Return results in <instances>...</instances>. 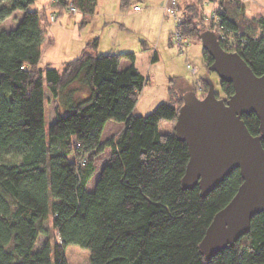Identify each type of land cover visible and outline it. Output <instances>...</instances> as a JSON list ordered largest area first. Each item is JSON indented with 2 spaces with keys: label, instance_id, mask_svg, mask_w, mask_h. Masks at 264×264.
<instances>
[{
  "label": "trees",
  "instance_id": "16d2710c",
  "mask_svg": "<svg viewBox=\"0 0 264 264\" xmlns=\"http://www.w3.org/2000/svg\"><path fill=\"white\" fill-rule=\"evenodd\" d=\"M35 1L0 0V264H70L68 246L98 250L109 239L123 249L143 243L149 259L169 256L171 264H264V211L234 245L212 257L200 248L215 215L243 183L239 169L206 196L199 186L187 190L182 184L179 198L173 191L160 193L157 200L142 195L146 175L159 169L166 177L189 161L187 143L174 130L160 128L176 122L183 97L161 102L149 114H135L148 78L135 66V53H126L132 64L122 69L124 55L96 53L97 40L72 61L41 67L42 13L29 8ZM55 2L62 8L70 3ZM73 2L88 20L95 13L97 0ZM220 3L223 23L236 43L234 52L262 76L264 16L247 19L241 3ZM18 5L25 7L21 17L15 14ZM179 10L182 32L200 38L192 9ZM11 19L18 22L8 28ZM203 55L209 68L213 58L205 50ZM220 84L227 97L234 94L232 83ZM45 85L56 115L48 133ZM210 85L204 80L205 87ZM118 108L126 116L124 128L117 138L102 142L109 115ZM242 119L253 136L262 135L256 114ZM107 148L110 161L92 188L96 158ZM126 198L136 200L128 207ZM42 237L45 241L37 248ZM101 264L148 263L141 255H115Z\"/></svg>",
  "mask_w": 264,
  "mask_h": 264
},
{
  "label": "water",
  "instance_id": "95a60500",
  "mask_svg": "<svg viewBox=\"0 0 264 264\" xmlns=\"http://www.w3.org/2000/svg\"><path fill=\"white\" fill-rule=\"evenodd\" d=\"M200 41L213 58L209 70L232 83L235 92L224 100L210 85L203 98L194 90L181 95L184 103L174 130L190 154L181 184L187 190L199 186L206 196L235 169L243 178L200 244L212 257L249 233L253 217L264 211V74L256 75L238 53L226 51L214 31H202ZM253 113L259 119L261 136H253L242 119Z\"/></svg>",
  "mask_w": 264,
  "mask_h": 264
},
{
  "label": "crops",
  "instance_id": "0c3cea01",
  "mask_svg": "<svg viewBox=\"0 0 264 264\" xmlns=\"http://www.w3.org/2000/svg\"><path fill=\"white\" fill-rule=\"evenodd\" d=\"M139 1L141 0H133L124 7L122 0H97L95 13L88 20L87 16L80 10L73 13L66 7L57 6L54 0H36L29 8L42 13L44 43L40 66L46 67L49 64L59 66L62 63L72 61L78 58L91 42L97 40V48L93 51L98 54L124 55L120 63L122 69L132 64L131 58L126 53L133 52L135 53L134 64L138 70L149 80L154 79L155 69L157 65L164 62V51L167 48L166 45L160 48V44L165 42V37H167L168 44L171 45L172 32L166 36L164 34L166 29L163 28L166 23L165 20L168 18L165 16V6L168 0H142L144 1L143 6L137 4ZM233 1L241 3L242 13L247 19L264 16L261 13L252 16L248 14L247 10L254 11L253 5L248 7L245 6L244 2ZM195 2L196 0H178V9L186 10V7ZM136 5H140L139 11L135 10ZM210 5L221 6V3L220 0H214ZM18 7L20 14H23L25 7L20 5ZM182 14V10H179V15L182 16ZM53 16L56 17V21H52ZM157 28V42L154 45L151 41L155 39ZM150 32L153 35L150 36ZM148 36L152 37L151 40ZM192 51L193 47L190 46L188 53ZM141 59L144 60V63L140 64ZM48 95L55 115V102L51 94ZM168 95L162 98V101H170V88ZM135 109L134 113L136 114ZM125 121L126 116L120 113L119 108L116 112L111 113L102 136V142L108 140H104L107 132L114 130L112 125L125 124ZM135 200V198H126L124 203L126 204L128 201V207H130Z\"/></svg>",
  "mask_w": 264,
  "mask_h": 264
},
{
  "label": "rangeland",
  "instance_id": "374dc122",
  "mask_svg": "<svg viewBox=\"0 0 264 264\" xmlns=\"http://www.w3.org/2000/svg\"><path fill=\"white\" fill-rule=\"evenodd\" d=\"M212 1L214 0H196L193 5L186 7L187 11L192 9L195 25H197L202 31H205V29L208 30L210 11L213 9V7H217L210 5ZM143 3L144 1L142 0L137 2V4L142 6ZM244 4L248 7L250 5L255 7L254 11L247 10L248 14L252 16L254 14H264V0H248L244 2ZM15 14H20V8L18 6L15 8ZM21 15L22 14H20L19 17H21ZM149 21H151V19H149ZM165 21L166 23L163 28L166 30L164 31V34L168 36L167 34H169V32L173 33L175 31L176 24L174 23V19L172 17H168ZM17 22V20H8L6 21V26L8 28H13ZM149 35H153L152 32H150ZM157 35L158 28L156 30L155 39H152L151 41L154 43V45L157 42ZM148 38L151 40L152 37L148 36ZM165 38V42L160 44V48H162L163 45L167 46L164 51V62L157 65L154 79H148L147 84H145L143 87L135 109L137 115L149 114L158 104L164 102L162 101V98L169 96V88H171V101L180 98L181 95H183L188 90H194L198 92V97L200 98L205 97L208 88L204 86V80L213 86L219 98H228L222 90L220 84L221 80L218 74L209 70V68L205 66L203 55L204 48L199 37L197 38L196 36H190L191 43L184 50H180L172 43L169 45L167 37ZM147 42L149 43L150 41ZM190 46L193 47V51L188 53ZM142 62L144 63V60L141 59L140 64ZM201 88L202 90L204 89L202 93L199 91ZM45 91V129L48 133L50 125L55 120V115L53 114L52 105H50L48 95L50 91L47 85H45ZM175 123L176 122H174V124H170L168 122L162 123L160 127L161 131L168 132L174 130ZM124 125L125 124H119L118 126L112 125L114 130L107 132L104 140L111 137L117 138L122 132ZM110 156L111 151L109 148H107V150H105L101 156L96 158V174L91 180L90 187L93 188L98 178H100L104 167L110 161ZM185 169V165L181 164L172 174L166 177L161 176L159 169L149 173L144 178L141 186L143 197L150 200H157L160 193L173 191L176 195V198H179L183 194L181 189V180L185 174ZM126 206H128V201L126 202ZM163 225L164 223L160 224L154 229H157L158 227L161 228ZM44 241V237L40 238L36 247L38 248L41 246ZM66 254L70 264H101L106 259L115 255H127L131 258L141 255L148 264H171V257L169 256L157 260L149 259L144 252L143 243H138L129 249H123L110 239L107 240L103 247L98 250L93 249L91 246L70 245L66 248Z\"/></svg>",
  "mask_w": 264,
  "mask_h": 264
},
{
  "label": "built area",
  "instance_id": "2783aa9c",
  "mask_svg": "<svg viewBox=\"0 0 264 264\" xmlns=\"http://www.w3.org/2000/svg\"><path fill=\"white\" fill-rule=\"evenodd\" d=\"M68 1H70V3L68 4L67 8L71 12L76 13L78 9L75 7L73 0ZM238 1L246 2L248 0ZM134 8L137 11L141 9L140 5H136ZM223 12L224 10L220 5L217 7H213V9L210 11L209 25L211 26L212 31L216 33L220 44L223 45L227 50L225 48L224 49L228 52H234L236 43L234 38L232 37L233 33L223 23ZM165 16L172 17L174 19V23L176 24L175 31L171 35V43L178 47L180 50H184L190 45L191 38L190 36L184 34L181 30L182 16L179 15L178 0H168L165 6ZM52 21H56L55 16L52 17Z\"/></svg>",
  "mask_w": 264,
  "mask_h": 264
},
{
  "label": "flooded vegetation",
  "instance_id": "af4514ba",
  "mask_svg": "<svg viewBox=\"0 0 264 264\" xmlns=\"http://www.w3.org/2000/svg\"><path fill=\"white\" fill-rule=\"evenodd\" d=\"M201 90H202V88H201ZM200 91V90H199Z\"/></svg>",
  "mask_w": 264,
  "mask_h": 264
}]
</instances>
